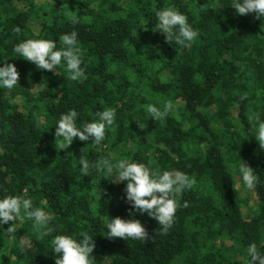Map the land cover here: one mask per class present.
<instances>
[{
    "label": "trees",
    "instance_id": "obj_1",
    "mask_svg": "<svg viewBox=\"0 0 264 264\" xmlns=\"http://www.w3.org/2000/svg\"><path fill=\"white\" fill-rule=\"evenodd\" d=\"M232 3L0 0V67L15 64L20 73L14 89L0 88V199H31L53 217L54 229L37 239L27 218L16 235L6 231L12 222L0 226V264H55L52 239L79 241L84 232L96 245L93 264H251L252 243L264 254V148L255 139L258 125L248 119L258 114L264 122V17L238 15ZM166 7L184 14L199 33L190 48L153 31L156 11ZM72 31L86 79H68L63 61L53 73L13 51L27 39L52 40L61 50L59 37ZM167 102L173 109L163 121L145 109L163 110ZM107 108L116 116L100 145L76 139L67 150L74 156L57 150L62 114L77 111L82 128ZM84 154L90 164L101 158L141 163L161 173L182 172L196 183L175 196L171 229L156 234L158 222L127 202V182L119 183L116 169L81 174ZM243 161L259 178L248 190L253 206L240 196ZM115 217L141 221L154 238H108ZM26 235L31 248L22 252L19 239Z\"/></svg>",
    "mask_w": 264,
    "mask_h": 264
},
{
    "label": "clouds",
    "instance_id": "obj_2",
    "mask_svg": "<svg viewBox=\"0 0 264 264\" xmlns=\"http://www.w3.org/2000/svg\"><path fill=\"white\" fill-rule=\"evenodd\" d=\"M232 8L238 15L254 14L257 19L264 17V0H233ZM158 23L153 31H159L166 36V41L171 44L175 42L181 49L190 48L197 39L199 33L188 23L187 17L179 11L166 7L156 11ZM73 24L78 23L75 15L71 17ZM15 33L19 34L21 29L16 27ZM78 33L72 31L70 34H63L59 37L62 44L61 50H56V42L45 39H27L18 43L13 51L26 61L34 63L38 69L56 73V69L62 61L66 65L68 79L79 81L86 79L84 68L81 67V50L77 46ZM20 73L15 64L5 63L0 67V88L8 90L14 89L19 84ZM36 87V86H35ZM32 88V89H35ZM247 94L241 96V101L246 100ZM145 109L154 121H163L173 109L172 102H167L163 110L155 105H145ZM116 110L107 108L97 112V119L83 125L82 128L76 126L78 113L71 110L61 115L55 127V147L63 150L67 157L74 156L67 152L73 141L78 139L82 142L92 141L95 145H100L105 139L106 128L114 124ZM249 121L258 125L255 127V139L260 148H264V122L260 121L258 114L248 117ZM84 152V149L82 150ZM85 153V152H84ZM79 160L81 174L88 176L90 169L106 171L111 175L116 169L119 183L127 182L125 193L127 202L139 213H146L150 218H154L159 225L156 234H166L174 223L175 213L178 207L175 196L185 189H191L196 181L187 174L179 171H161L150 169L141 163H128L120 160L115 165L107 158H101L95 164H90L85 154ZM239 173L247 190H254L258 183V175L254 174V169L245 161L239 165ZM239 188V185H234ZM184 207H188L185 202ZM25 218L33 221V233L37 239H43L50 235L54 229L49 226L53 217L39 207H34L31 199L21 196H6L0 199V226L11 225L6 229L9 235H16L20 228L19 224ZM109 230L108 238H129L137 241H147L151 238L144 225L139 220H124L120 217L112 218L107 224ZM83 239L77 241L68 235H56L51 244L54 253L57 254L55 264H93V251L96 247L93 237L84 232L80 234ZM19 247L22 252L31 248L29 235L19 239ZM247 254L251 257V264H264V254L258 251L257 245L252 243L247 248Z\"/></svg>",
    "mask_w": 264,
    "mask_h": 264
},
{
    "label": "rangeland",
    "instance_id": "obj_3",
    "mask_svg": "<svg viewBox=\"0 0 264 264\" xmlns=\"http://www.w3.org/2000/svg\"><path fill=\"white\" fill-rule=\"evenodd\" d=\"M241 192H240V196L243 200H245V202L249 205V206H253V204H255V200L254 198L248 193V190L241 186L240 187ZM250 192V191H249ZM246 209H248V207H245Z\"/></svg>",
    "mask_w": 264,
    "mask_h": 264
}]
</instances>
